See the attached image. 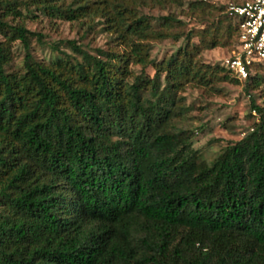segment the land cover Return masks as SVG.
<instances>
[{"label":"trees","instance_id":"trees-1","mask_svg":"<svg viewBox=\"0 0 264 264\" xmlns=\"http://www.w3.org/2000/svg\"><path fill=\"white\" fill-rule=\"evenodd\" d=\"M20 3L100 19L126 51L93 55L70 41L80 58L58 51L39 60L31 38L41 35L3 19ZM182 3L0 0V264H264V104L251 93L264 96V63L241 81L199 59L235 47L227 10L204 18L168 58L150 59L152 42L179 39L181 21L170 14L156 25L141 8ZM207 7L195 1L189 10ZM16 40L23 70L9 69ZM131 63L152 64L155 75H135ZM223 82L244 85L259 120L210 161L177 123L179 93Z\"/></svg>","mask_w":264,"mask_h":264},{"label":"rangeland","instance_id":"rangeland-1","mask_svg":"<svg viewBox=\"0 0 264 264\" xmlns=\"http://www.w3.org/2000/svg\"><path fill=\"white\" fill-rule=\"evenodd\" d=\"M195 1H204L208 7L205 10L198 9L194 13L189 10V5ZM232 1L183 0L181 5L165 8L142 7L141 15L151 18L156 25L159 23V17L170 14L181 21L173 30L180 35L179 39L168 38L152 42L150 59L158 62L183 48L188 43L186 35L191 30L204 28L206 25L203 22L204 18L206 22L221 17ZM17 11L19 14L12 12L3 19L10 25H25L29 30L41 35L40 40L38 36L31 38V52L39 60L49 61L58 51H66L80 58L69 44L70 41H75L76 45L93 55H97L99 50L126 51L125 46L120 44L116 35L109 31L100 19L96 21H90L87 18L68 20L56 15L52 16L47 11L40 10L36 4L20 3ZM1 37H3L2 32H0ZM190 42L196 45L199 39L194 37ZM229 51L230 45L205 49L199 54V59L205 64L222 65ZM12 52L13 59L9 69L23 70L26 55L23 42L13 41ZM130 69L135 75L144 74L146 78H152L156 72L152 64L144 66L131 63ZM259 74L264 76V64ZM251 93L257 103L264 104V96L258 89ZM179 97H182L181 104L184 111L177 123L182 128L195 132L193 147L210 161L225 146L243 138L259 120L256 112L250 111L252 98L242 83L223 82L211 89L188 84L185 90L179 93Z\"/></svg>","mask_w":264,"mask_h":264},{"label":"built area","instance_id":"built-area-1","mask_svg":"<svg viewBox=\"0 0 264 264\" xmlns=\"http://www.w3.org/2000/svg\"><path fill=\"white\" fill-rule=\"evenodd\" d=\"M227 12L237 21L238 40L222 65L244 81L255 65L264 63V0L232 1Z\"/></svg>","mask_w":264,"mask_h":264}]
</instances>
